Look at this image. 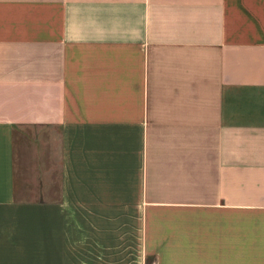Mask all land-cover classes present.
Here are the masks:
<instances>
[{"label":"crops","instance_id":"1","mask_svg":"<svg viewBox=\"0 0 264 264\" xmlns=\"http://www.w3.org/2000/svg\"><path fill=\"white\" fill-rule=\"evenodd\" d=\"M47 211L92 264H264V0H0V264Z\"/></svg>","mask_w":264,"mask_h":264},{"label":"rangeland","instance_id":"2","mask_svg":"<svg viewBox=\"0 0 264 264\" xmlns=\"http://www.w3.org/2000/svg\"><path fill=\"white\" fill-rule=\"evenodd\" d=\"M46 214L49 216V221L33 224L32 258L28 259L27 257L26 264H92V212L89 214H85V211H81V213L75 211L74 214L73 212L68 213L70 218H75L76 221L79 219L80 224L68 226L71 239L65 243L58 239L56 211H47ZM28 252L29 246L27 245ZM62 252L64 256H62ZM126 255L127 258H106V261H101V263L142 264L135 244L132 246L130 243ZM144 264H156L155 256L146 254Z\"/></svg>","mask_w":264,"mask_h":264}]
</instances>
